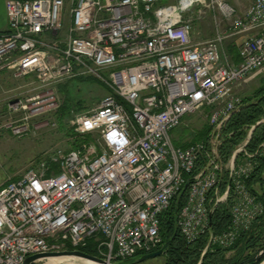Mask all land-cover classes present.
Here are the masks:
<instances>
[{
    "label": "built area",
    "instance_id": "built-area-1",
    "mask_svg": "<svg viewBox=\"0 0 264 264\" xmlns=\"http://www.w3.org/2000/svg\"><path fill=\"white\" fill-rule=\"evenodd\" d=\"M5 10L0 72L37 82L36 91L8 104L23 116L7 128L21 134L29 118L54 110L53 85L76 74L93 76L107 93L74 116L75 134L89 139L57 149L50 160L57 169L29 168L0 187V264L84 246L95 236L107 262L152 252L162 242L161 215L186 182L176 226L188 243L205 233L211 202L228 195L219 194L217 148L241 106L235 89L264 68V0H248L242 14L229 0H6ZM205 11L214 34L194 42L193 20ZM233 36L236 62L222 48ZM202 107L211 109L209 149L176 146L172 133ZM240 152L247 154L239 147L227 170L231 223L211 235L212 245L231 247L261 211L245 185L251 164L236 168ZM200 156L206 165L193 174Z\"/></svg>",
    "mask_w": 264,
    "mask_h": 264
},
{
    "label": "rangeland",
    "instance_id": "rangeland-1",
    "mask_svg": "<svg viewBox=\"0 0 264 264\" xmlns=\"http://www.w3.org/2000/svg\"><path fill=\"white\" fill-rule=\"evenodd\" d=\"M177 1L178 0H161V3H177ZM229 1L236 7L238 14H242L248 6V0ZM65 25L66 27L68 26V21H66ZM213 34L214 27L211 13L205 11L203 15L196 17V19L193 20L190 35L194 42L208 40L213 36ZM236 39L237 37L233 36L226 39L223 43V51L229 58L231 57L228 49L233 47L229 46V44L235 45ZM78 77L85 79L79 80L77 79ZM92 78L94 77L88 74H76L70 78L58 82L57 84H54L53 90L56 96V108L40 116L29 118L28 129L21 134H15L10 128H7L6 125L8 123H13V125H16L19 123V119L23 116V114L21 112H13L9 108L8 104L16 98L23 97L32 93L33 91H36L35 89L37 87V82L32 75L25 77H14L12 72L9 71L0 76V187L10 181L12 178L22 174L29 168H44L47 173L50 172V169L53 170L52 165H49V170L46 169V166L42 167V165L51 164V155L57 149L67 150L71 148L70 146L73 144L74 135H70L68 130L73 128L72 120L74 116L80 112H86L94 108L99 103L100 99L107 93L105 87L97 79ZM62 84L68 85L66 93L59 91V86ZM263 85L264 68L250 74L243 82L239 84V86L236 87L235 92L241 98L242 102L244 98L253 96L254 92ZM79 106L82 108L78 109ZM61 107L66 109V113L64 112V117L62 119H60L59 114ZM210 111V108L202 107L196 110L194 113L184 116L181 123L172 133V140L178 143L180 146L185 144H193L191 142L201 138L204 135L206 131L205 129L207 127L209 128V131L207 132V138L209 142L210 139L213 140V135H210L212 132L211 123L209 121ZM246 139L245 142L238 146V148L242 147V145L246 143ZM248 155H243V157L238 162H235V165L237 168L239 164L247 163V161H249L248 163H250L252 166L251 170L247 171L248 173L244 180L247 191L252 197L255 198L254 200L256 203L261 206V211L252 220L249 227L251 229L255 224H257V221L264 216V205L250 191L246 184V180L250 177L252 170L254 169L252 156L250 154ZM228 163L229 161L223 164V169L221 172L222 178L224 175H226V173L229 177V173L227 171ZM231 187L233 191V186ZM212 204H214V200L210 204V207ZM243 232L244 230L240 231L237 239ZM216 246L218 247L219 245L217 244ZM221 248L227 249L230 247ZM234 252L235 251L233 250L227 251L225 257L230 259L234 255ZM66 260L54 262L53 264H81V259L79 258ZM46 262L47 259H43L42 261H38L33 264H46ZM136 264H165V258L163 256H158Z\"/></svg>",
    "mask_w": 264,
    "mask_h": 264
},
{
    "label": "trees",
    "instance_id": "trees-1",
    "mask_svg": "<svg viewBox=\"0 0 264 264\" xmlns=\"http://www.w3.org/2000/svg\"><path fill=\"white\" fill-rule=\"evenodd\" d=\"M229 46H233L229 48L228 51L231 59L236 62L238 60L237 48L234 44H229ZM77 79L84 80L85 78L78 77ZM67 89V84L59 86V91H63L64 93H66ZM80 108L82 107L79 106L78 109ZM65 111L66 109L61 107V110L59 111L60 119L64 117ZM262 119H264V85L255 91L253 96L244 98L241 102L240 108L230 115L220 135L218 155L222 164L228 162L238 146L245 141L248 132L252 127L249 139L243 145L244 151L252 156V161L254 163V169L252 170L250 177L246 180V184L250 191L264 205V121H262ZM205 130L206 134L204 133L201 138L194 142H203L206 145V148L209 149L210 146L208 145L207 138L209 128L207 127ZM68 132H70V135H74L73 144L69 149L79 148L83 142L89 139L88 135L81 136L75 134L73 128H70ZM194 142L191 143L194 144ZM174 144L180 146L176 142H174ZM188 145L189 144H185L180 147H186ZM243 155L244 154L241 152L236 153L234 159L235 162H238ZM50 165H52L53 169H57L55 164ZM205 165L206 158L200 156L198 166L193 171V174L199 172L205 167ZM228 180L229 177L227 173L223 178L221 177L219 194H223L227 190ZM184 201L185 195L174 198L170 207L160 218V234L162 242L155 250L160 248L165 250V254L162 255L165 258V264H240L242 261L251 258L264 248L263 216L257 221V224H255L253 228H249L247 231L243 232L232 247L224 249L212 245L203 254V250L208 243L209 234H219L226 230L230 225V207L232 203L231 186L224 201L217 205L212 204L214 209L211 218V228L208 227L205 233L201 234L191 243H188L183 238L176 226L177 215ZM100 240V236H95L88 239L84 246L72 247L67 244L65 250L77 249L88 255L102 258L99 248ZM229 250L235 251L230 259L225 257L226 252ZM141 254L143 253H138L134 257ZM133 258L120 261L122 264H133L131 262Z\"/></svg>",
    "mask_w": 264,
    "mask_h": 264
},
{
    "label": "water",
    "instance_id": "water-1",
    "mask_svg": "<svg viewBox=\"0 0 264 264\" xmlns=\"http://www.w3.org/2000/svg\"><path fill=\"white\" fill-rule=\"evenodd\" d=\"M230 186H231V176H230V178L228 180V184H227V190H226L227 193H228V190L230 189ZM187 187H188V182H186L184 184L183 189L179 194V197H182L184 195ZM213 209L209 214V228H211V218H212ZM211 235H213V234H209L208 243H207V246L205 247V249L203 251V254L207 249H209L212 246ZM164 254H165V250L163 248H160L158 250H155V251H152L149 253H144V254L138 255V256L134 257L131 262L133 264H136V263L143 262V261L150 259V258L162 256ZM49 257H65V259H74V258L88 259V260L97 262L99 264H122L120 260L114 261V262H107L106 260H104L100 257L88 255V254H86L80 250H77V249L33 254L31 256L26 257L25 260L21 264H33L35 262L42 261L43 259H48ZM240 264H264V248L262 250H260L257 254L252 256L251 258H249L245 261H242Z\"/></svg>",
    "mask_w": 264,
    "mask_h": 264
},
{
    "label": "crops",
    "instance_id": "crops-1",
    "mask_svg": "<svg viewBox=\"0 0 264 264\" xmlns=\"http://www.w3.org/2000/svg\"><path fill=\"white\" fill-rule=\"evenodd\" d=\"M5 1L6 0H0V33H3L7 30V16H6V10H5ZM7 71H4L2 70L0 72V76L4 73H6ZM30 78V77H28ZM104 86V85H103ZM36 87V86H35ZM105 87V86H104ZM106 89V87H105ZM106 92H107V89H106ZM262 121H264V119H262ZM252 131V127L251 129L249 130L248 132V135H247V141L249 139V136H250V133ZM245 142V141H244ZM243 146V145H242ZM19 176V175H18ZM18 176L12 178L11 180H15Z\"/></svg>",
    "mask_w": 264,
    "mask_h": 264
},
{
    "label": "bare ground",
    "instance_id": "bare-ground-1",
    "mask_svg": "<svg viewBox=\"0 0 264 264\" xmlns=\"http://www.w3.org/2000/svg\"><path fill=\"white\" fill-rule=\"evenodd\" d=\"M63 260H66L65 257H49L47 259L46 264H53L54 262H60V261H63ZM80 262H81V264H99L97 262H94V261H91V260H88V259H81Z\"/></svg>",
    "mask_w": 264,
    "mask_h": 264
}]
</instances>
